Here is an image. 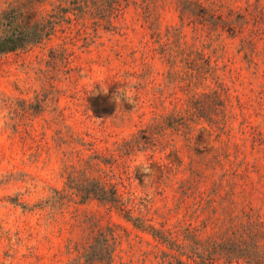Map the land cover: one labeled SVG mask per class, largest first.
I'll return each mask as SVG.
<instances>
[{
	"label": "rangeland",
	"instance_id": "obj_1",
	"mask_svg": "<svg viewBox=\"0 0 264 264\" xmlns=\"http://www.w3.org/2000/svg\"><path fill=\"white\" fill-rule=\"evenodd\" d=\"M21 1L0 0V14ZM66 1L28 5L48 17ZM191 1L239 25L216 30L180 0H125L111 16L66 12L51 37L0 56L11 113L0 131V264H202L197 241L230 219L264 221V0ZM128 78L135 110L109 102ZM97 81L107 96L91 95ZM138 151L154 170L147 182L132 171ZM91 181L115 187L147 228L83 200L76 188ZM221 257L212 264H250Z\"/></svg>",
	"mask_w": 264,
	"mask_h": 264
},
{
	"label": "trees",
	"instance_id": "obj_2",
	"mask_svg": "<svg viewBox=\"0 0 264 264\" xmlns=\"http://www.w3.org/2000/svg\"><path fill=\"white\" fill-rule=\"evenodd\" d=\"M122 1L125 0H67L66 2L69 4L67 9L58 6L55 13L48 17H38V12L29 7V0L18 2L16 6L0 14V31L6 33V38H0V56L27 49L51 37L66 12H70L79 20L85 19L87 16H94L93 18L101 15L111 16L120 10ZM180 3L183 4L182 10L185 14L195 16L201 23H209L216 30L234 25V29H231V31H235V27L239 25L232 19H224L222 15L213 10L203 8L201 14H199L198 10L201 8V4L198 2L180 0ZM191 104L197 105L199 110L201 100L195 99ZM76 191L82 196L83 200L97 198L120 211L127 220L133 222L137 227L147 228L143 226L139 218H133L131 209L127 207L115 187L108 188L99 182L91 181L76 188ZM246 216L247 220L237 223L234 219H230L225 224L228 226L229 223V227L225 231L217 233L218 235L210 238L207 242H196V245H200L207 252L206 256L200 255L198 251L194 252L199 254L202 264L214 263L217 260L216 255L222 256L221 258H225L227 261L243 258L250 264H264V253L260 247L261 243H264V221ZM152 230L157 238L171 245H177L166 232ZM187 233L192 232L188 231ZM111 236V239L116 241L113 231ZM219 250L224 253H219Z\"/></svg>",
	"mask_w": 264,
	"mask_h": 264
},
{
	"label": "clouds",
	"instance_id": "obj_3",
	"mask_svg": "<svg viewBox=\"0 0 264 264\" xmlns=\"http://www.w3.org/2000/svg\"><path fill=\"white\" fill-rule=\"evenodd\" d=\"M0 38H6V33L0 31ZM129 82L126 83L123 87H118L110 97V103H115L116 106L123 105L127 103L134 105V110L136 107V84L137 81L133 78H128ZM99 84V89H96V85ZM109 93V87L104 84L102 81H97L92 84L91 95H105ZM99 122L100 119H97ZM11 125V113L9 110L0 103V131L10 130ZM139 169L140 174L143 176L144 181L147 182L151 179L153 174V169L145 157V153L138 151L132 161V171L135 174L136 170Z\"/></svg>",
	"mask_w": 264,
	"mask_h": 264
}]
</instances>
